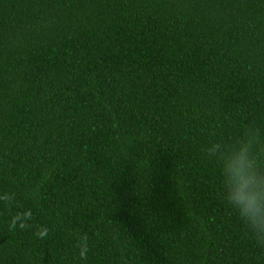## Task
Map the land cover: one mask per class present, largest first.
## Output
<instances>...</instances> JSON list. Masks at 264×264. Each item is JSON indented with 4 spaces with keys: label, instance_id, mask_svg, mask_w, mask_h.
<instances>
[{
    "label": "trees",
    "instance_id": "trees-1",
    "mask_svg": "<svg viewBox=\"0 0 264 264\" xmlns=\"http://www.w3.org/2000/svg\"><path fill=\"white\" fill-rule=\"evenodd\" d=\"M264 126V0H0V264H264L208 145Z\"/></svg>",
    "mask_w": 264,
    "mask_h": 264
},
{
    "label": "clouds",
    "instance_id": "clouds-1",
    "mask_svg": "<svg viewBox=\"0 0 264 264\" xmlns=\"http://www.w3.org/2000/svg\"><path fill=\"white\" fill-rule=\"evenodd\" d=\"M206 156L217 166L224 202L247 232L264 243V126L252 122L230 141L211 142Z\"/></svg>",
    "mask_w": 264,
    "mask_h": 264
}]
</instances>
